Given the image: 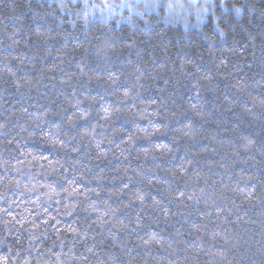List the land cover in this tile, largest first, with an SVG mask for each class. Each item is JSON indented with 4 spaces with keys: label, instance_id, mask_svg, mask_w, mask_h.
Wrapping results in <instances>:
<instances>
[{
    "label": "trees",
    "instance_id": "obj_1",
    "mask_svg": "<svg viewBox=\"0 0 264 264\" xmlns=\"http://www.w3.org/2000/svg\"><path fill=\"white\" fill-rule=\"evenodd\" d=\"M67 5L0 0V264H264V0Z\"/></svg>",
    "mask_w": 264,
    "mask_h": 264
},
{
    "label": "rangeland",
    "instance_id": "obj_2",
    "mask_svg": "<svg viewBox=\"0 0 264 264\" xmlns=\"http://www.w3.org/2000/svg\"><path fill=\"white\" fill-rule=\"evenodd\" d=\"M59 3L67 5L73 2L81 3L82 10L89 15L91 12H100V17H112L120 15L124 19L127 14H137L138 16H156L167 21H180L191 25L203 22L207 7L214 0H58ZM199 3V5H198ZM201 3V4H200ZM169 4L176 5L170 9ZM209 4V5H208ZM182 5V7H181ZM68 7V5H67ZM204 12V13H203ZM202 16V17H199Z\"/></svg>",
    "mask_w": 264,
    "mask_h": 264
},
{
    "label": "snow or ice",
    "instance_id": "obj_3",
    "mask_svg": "<svg viewBox=\"0 0 264 264\" xmlns=\"http://www.w3.org/2000/svg\"><path fill=\"white\" fill-rule=\"evenodd\" d=\"M168 7H169L170 9H172V8L176 7V5L169 4V5H168ZM181 7H182V5H181ZM236 11H237V12H239V11H240V9H236Z\"/></svg>",
    "mask_w": 264,
    "mask_h": 264
}]
</instances>
